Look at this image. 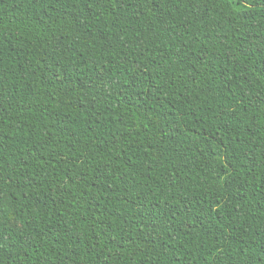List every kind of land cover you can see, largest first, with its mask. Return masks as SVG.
I'll use <instances>...</instances> for the list:
<instances>
[{"label": "trees", "instance_id": "1", "mask_svg": "<svg viewBox=\"0 0 264 264\" xmlns=\"http://www.w3.org/2000/svg\"><path fill=\"white\" fill-rule=\"evenodd\" d=\"M0 264H264V0H0Z\"/></svg>", "mask_w": 264, "mask_h": 264}, {"label": "snow or ice", "instance_id": "2", "mask_svg": "<svg viewBox=\"0 0 264 264\" xmlns=\"http://www.w3.org/2000/svg\"><path fill=\"white\" fill-rule=\"evenodd\" d=\"M241 2H243V0H241Z\"/></svg>", "mask_w": 264, "mask_h": 264}]
</instances>
